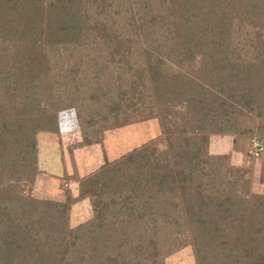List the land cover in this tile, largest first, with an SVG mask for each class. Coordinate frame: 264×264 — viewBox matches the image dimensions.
Returning <instances> with one entry per match:
<instances>
[{"label":"trees","instance_id":"1","mask_svg":"<svg viewBox=\"0 0 264 264\" xmlns=\"http://www.w3.org/2000/svg\"><path fill=\"white\" fill-rule=\"evenodd\" d=\"M59 45H92L95 53L70 68L81 78L50 73L46 55ZM130 52L145 65L135 80L125 79ZM196 56L193 73L182 74ZM174 104L184 111L168 135V160L158 162L144 145L84 177L72 174L77 197L90 198L87 222L67 229L69 192L63 203L21 193L36 173L35 134L50 128L52 111L75 106L81 139L91 142L88 132L100 140L130 109L165 116ZM243 114L259 118L255 138L264 143V0H0V264H157L150 237L134 235L154 221L147 195L168 191L185 199L196 264H264V198L237 206L190 189L203 175L196 172L208 135L230 133ZM215 158L219 170L223 157Z\"/></svg>","mask_w":264,"mask_h":264},{"label":"rangeland","instance_id":"2","mask_svg":"<svg viewBox=\"0 0 264 264\" xmlns=\"http://www.w3.org/2000/svg\"><path fill=\"white\" fill-rule=\"evenodd\" d=\"M91 47L92 45H87L78 50L71 45L70 47L59 45L56 49L51 50L46 55V59L50 64L52 63L50 73L61 74L62 78L60 79L68 82L72 77L81 78L82 75L70 68L73 65L74 67L79 65L77 61L80 56L82 59L83 57L87 58V54H94L95 51H92ZM130 56L124 65L133 70L124 66L125 79L135 80V71L140 73V69L144 70L145 65L141 60V55L134 53ZM198 61L199 56H196L195 61L187 65V70L180 71L172 64H166L164 68L167 71L179 70L182 74L185 71L193 73ZM113 73L116 74L117 71ZM89 74L91 75V72L88 73V76ZM194 74L197 73L194 72ZM140 80L146 88L148 85L146 76L140 77ZM95 81V78L88 80L83 90L89 91ZM63 89L66 88L63 87ZM63 96L70 98L68 93H64ZM138 105L141 110V104ZM182 106L180 104L170 105L171 111L165 116L163 112H158V114L154 112L151 116L146 117L145 112H140L138 108L130 109L127 112L126 122L121 126L102 131L100 140L97 139L99 142L94 140L95 138L90 132H88V139H91V142L81 139V124L77 118L75 106L66 105L52 111L54 119L51 124H48L50 128H43L35 134L36 173L31 186H22L21 193L41 200L63 203L66 193L69 192L75 201L70 204L66 213L67 229H73L77 225L87 222L93 218L90 198L77 197V184L71 177L72 174L74 173L78 178L84 177L96 171L104 162H112L144 145L149 146V150L158 162L162 163L166 159L168 160V135L170 136L172 133L174 125H182L177 117L180 112L184 111ZM111 121L113 123L114 119L109 116L105 123L110 124ZM261 123L264 124V119L261 120ZM259 125V118L243 114L235 120V126L230 133H210L206 149L203 151L205 155L203 156L202 169L196 172L198 175H203L199 181L191 184L190 189L196 188V192L203 196L226 195L234 199L232 202L237 206H242V203H244L243 206H253L255 204L253 203L255 202L254 196L264 198V183L259 182L260 172L264 168V143L255 138L259 135L257 129ZM207 155H211L212 158ZM216 156L223 157L220 158L223 164L219 170L215 169L217 160L213 157ZM212 161L213 163H211ZM147 196L150 199L149 204L152 205L151 208L155 212L153 214L154 221H149L147 217L146 222L138 226L137 229L141 231L136 232L134 238L137 239L140 233L144 238L150 237L152 244L158 250V254L154 256L157 264H196L192 245L189 243L188 223L183 218V211L186 210L183 205L185 199L180 202L178 193L171 191ZM177 203L179 206L173 209V204ZM112 208L118 209L119 206L116 204ZM117 224L122 225L123 223L118 221ZM107 225L108 223L103 222L104 228ZM150 225L153 227H150L149 230L148 226ZM132 226L135 228L136 224L132 223ZM70 238L71 234H66V239L70 240ZM78 243L79 240H75L68 249L75 250ZM81 254L84 255L83 252Z\"/></svg>","mask_w":264,"mask_h":264},{"label":"built area","instance_id":"3","mask_svg":"<svg viewBox=\"0 0 264 264\" xmlns=\"http://www.w3.org/2000/svg\"><path fill=\"white\" fill-rule=\"evenodd\" d=\"M256 154V153H255Z\"/></svg>","mask_w":264,"mask_h":264}]
</instances>
